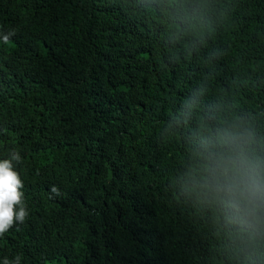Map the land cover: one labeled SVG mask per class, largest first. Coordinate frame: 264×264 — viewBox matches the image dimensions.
<instances>
[{"label": "trees", "instance_id": "trees-1", "mask_svg": "<svg viewBox=\"0 0 264 264\" xmlns=\"http://www.w3.org/2000/svg\"><path fill=\"white\" fill-rule=\"evenodd\" d=\"M13 151L0 264H264V0H0Z\"/></svg>", "mask_w": 264, "mask_h": 264}, {"label": "clouds", "instance_id": "clouds-1", "mask_svg": "<svg viewBox=\"0 0 264 264\" xmlns=\"http://www.w3.org/2000/svg\"><path fill=\"white\" fill-rule=\"evenodd\" d=\"M15 35L14 31L2 35L5 43L9 41V37ZM20 155L13 151L10 159L0 160V235H3L15 222L23 223L28 215L23 205V192L20 191L24 187L22 180L17 171L14 170L13 161L20 162ZM229 165L234 166V161L227 158L224 161V171H229ZM51 192L59 194L58 189L53 186ZM17 206L18 210H17ZM19 258H17L18 260ZM4 264H8L5 259Z\"/></svg>", "mask_w": 264, "mask_h": 264}]
</instances>
